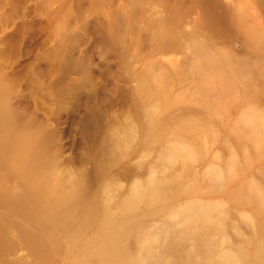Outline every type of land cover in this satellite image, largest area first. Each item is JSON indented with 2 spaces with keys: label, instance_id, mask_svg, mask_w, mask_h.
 Instances as JSON below:
<instances>
[{
  "label": "rangeland",
  "instance_id": "1",
  "mask_svg": "<svg viewBox=\"0 0 264 264\" xmlns=\"http://www.w3.org/2000/svg\"><path fill=\"white\" fill-rule=\"evenodd\" d=\"M0 138V264H264V0H0Z\"/></svg>",
  "mask_w": 264,
  "mask_h": 264
},
{
  "label": "bare ground",
  "instance_id": "2",
  "mask_svg": "<svg viewBox=\"0 0 264 264\" xmlns=\"http://www.w3.org/2000/svg\"><path fill=\"white\" fill-rule=\"evenodd\" d=\"M0 144H1V140H0ZM13 150H15V149L11 146H8V148L6 149V151H8V152H12ZM13 156H14V158L18 159L19 155H18V153L15 154V152H14ZM16 163L18 166L16 172H18L20 174V179L23 180V182H24L23 186L26 185V187H28V189H29L28 190L29 192H27V190H25V188H24L25 192H21V193L25 194V195L35 194V188H34L35 178L33 177V173L31 172L33 170L32 169V167H33L32 162H30L29 160H26L24 163H22L21 160H16ZM23 186L21 185L22 188H23Z\"/></svg>",
  "mask_w": 264,
  "mask_h": 264
}]
</instances>
